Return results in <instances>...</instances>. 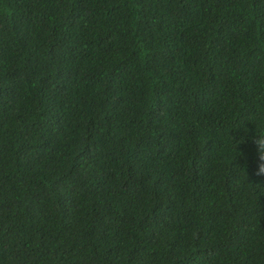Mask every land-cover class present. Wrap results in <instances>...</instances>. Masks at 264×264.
Masks as SVG:
<instances>
[{"label":"trees","instance_id":"trees-1","mask_svg":"<svg viewBox=\"0 0 264 264\" xmlns=\"http://www.w3.org/2000/svg\"><path fill=\"white\" fill-rule=\"evenodd\" d=\"M0 264H264V0H0Z\"/></svg>","mask_w":264,"mask_h":264}]
</instances>
